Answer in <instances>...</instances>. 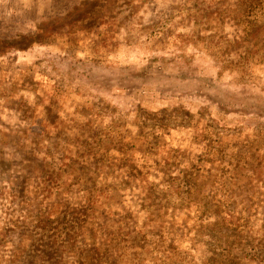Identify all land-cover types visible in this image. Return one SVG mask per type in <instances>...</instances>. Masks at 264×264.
Wrapping results in <instances>:
<instances>
[{"label":"rangeland","instance_id":"374dc122","mask_svg":"<svg viewBox=\"0 0 264 264\" xmlns=\"http://www.w3.org/2000/svg\"><path fill=\"white\" fill-rule=\"evenodd\" d=\"M179 50L264 87V0H0V264H264V119L162 92Z\"/></svg>","mask_w":264,"mask_h":264},{"label":"trees","instance_id":"16d2710c","mask_svg":"<svg viewBox=\"0 0 264 264\" xmlns=\"http://www.w3.org/2000/svg\"><path fill=\"white\" fill-rule=\"evenodd\" d=\"M9 13L7 12L5 17L12 21L10 15L14 14ZM165 56L177 64H175V72L161 76L162 92L167 90L173 95L206 103L224 115H256L264 119L263 86L247 85L228 79L226 75H222L212 67L201 51L179 50ZM49 59L53 61L55 67H59L61 70H66L67 65L71 66V63L63 62L60 55L51 54ZM90 68L93 71L89 78L90 82L97 87L108 83L110 69L105 68L106 70H104L94 65ZM116 74H123V77L130 76L135 79H141L144 75L138 66L133 64L121 67ZM118 230L120 231L118 236L127 235L123 229Z\"/></svg>","mask_w":264,"mask_h":264}]
</instances>
